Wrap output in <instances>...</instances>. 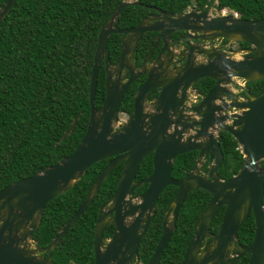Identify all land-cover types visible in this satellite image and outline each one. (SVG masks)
I'll use <instances>...</instances> for the list:
<instances>
[{
  "label": "water",
  "instance_id": "obj_1",
  "mask_svg": "<svg viewBox=\"0 0 264 264\" xmlns=\"http://www.w3.org/2000/svg\"><path fill=\"white\" fill-rule=\"evenodd\" d=\"M17 0L0 4V23ZM134 0H122L103 24L97 39L89 81V121L85 134L68 156L51 166H43L30 177L16 180L0 190V264H57L51 251L74 222L86 211L112 170L122 163L115 190L98 210L94 223L92 264H139L140 239L155 212V203L162 190L171 185L176 192L166 208L160 238L146 264H159V258L172 233L186 195L203 189L210 195L206 208L199 215L194 232L178 264H234L248 256V264H261L264 257V91L238 98L232 91L238 83L264 79V18L242 19L233 14L212 16L208 10L163 14L153 25L142 19L137 25L115 27L121 11ZM156 32L163 47L153 60L155 45L135 69L134 52L146 32ZM186 31L185 49L167 51L170 35ZM121 34L119 55L109 62L108 37ZM247 43L255 56L241 59L229 56L222 46L203 47L189 41L212 42L216 39ZM201 56L203 61L197 62ZM178 57L177 60L174 58ZM104 62V99L95 108L97 75ZM174 63H181L174 66ZM141 75L127 122L115 128L118 112L127 88ZM202 78L214 85L192 107L186 106L187 91ZM243 89L242 86H238ZM158 95L149 99L152 91ZM235 109L236 111H232ZM188 110L191 113H188ZM193 114L200 119L191 117ZM230 133L246 158L239 171L222 179L218 170L223 163L219 132ZM196 152L191 169L182 177L171 175L177 156ZM153 154L152 172L136 180V172L146 155ZM111 158L88 189L83 201L71 217L59 226L46 246L32 240L44 214V206L52 198L65 193L78 182L88 168ZM52 170L53 179L37 186L38 176ZM250 177L239 185L240 176ZM147 185L139 196L134 190ZM224 213L217 232L209 228L220 208ZM107 209V210H106ZM106 210V211H105ZM112 214V218L107 216ZM249 214L254 220V236L243 245L237 231ZM115 231L109 240L104 236L107 224ZM210 240L209 244L208 241Z\"/></svg>",
  "mask_w": 264,
  "mask_h": 264
},
{
  "label": "trees",
  "instance_id": "obj_2",
  "mask_svg": "<svg viewBox=\"0 0 264 264\" xmlns=\"http://www.w3.org/2000/svg\"><path fill=\"white\" fill-rule=\"evenodd\" d=\"M4 0H0V4ZM122 0H17L0 23V190L12 182L32 176L43 166H51L70 155L85 134L89 121V81L97 45L98 33L103 24ZM215 0H137L120 13L116 26L129 27L139 23L148 13V7L181 13L188 6L203 11ZM242 19H263L264 0H217ZM225 9V8H223ZM222 9V10H223ZM143 38L136 50L138 59L144 57L150 37ZM118 34L108 37L109 61L119 55ZM241 49H250L239 43ZM248 56L256 53L249 52ZM104 62L97 75L94 105L104 98ZM214 81L199 80L198 92L210 89ZM245 89L252 95L264 91V79L246 81ZM130 89L120 109H131ZM244 95V92H242ZM223 163L218 170L222 179L236 174L245 158L236 139L226 131L219 132ZM195 152L176 157L172 176L180 177L193 165ZM106 161L92 164L72 188L44 206L34 242L43 247L56 235L80 203L88 189L102 171ZM259 166L264 169V159ZM116 167L100 187L86 211L74 222L51 251L57 264H92L94 223L99 205L114 191L120 173ZM152 171L151 159H144L137 179ZM141 190V189H138ZM176 187L163 189L156 202V215L140 241L138 255L142 264L151 257L161 228L159 217L173 198ZM210 195L203 189L189 192L178 212L176 229L159 258V264H178L193 235L194 225L205 209ZM264 203V197H263ZM224 213L222 206L211 223L210 231L217 232ZM254 220L249 214L237 234L241 244L249 243L254 236ZM234 264H248V256ZM261 264H264V257Z\"/></svg>",
  "mask_w": 264,
  "mask_h": 264
},
{
  "label": "flooded vegetation",
  "instance_id": "obj_3",
  "mask_svg": "<svg viewBox=\"0 0 264 264\" xmlns=\"http://www.w3.org/2000/svg\"><path fill=\"white\" fill-rule=\"evenodd\" d=\"M214 5L212 4V5H210L207 9H205V10H210L211 8H214L213 7ZM148 7V13L146 14V15H143L141 18H140V21L142 20V19H146L147 21H149V23H151V25H153L156 21H161V20H163L164 19V17H163V14L162 13H165V14H167V15H170V14H175V15H177V16H179V15H181L182 13H185V12H191V11H199V10H196L193 6H188V8L186 9V10H184V11H182L181 13H175V12H169V11H165V10H162V9H160V8H158V7H156V6H151V5H149V6H147ZM205 10H203V11H205ZM210 12V11H209ZM211 15H213V14H211ZM214 16V15H213ZM139 21V22H140ZM138 24V23H137ZM136 24V25H137ZM132 26H135V25H132ZM132 26H129V27H132ZM115 27L116 28H119V27H117L116 26V24H115ZM124 28H128V27H122V28H119V29H124ZM119 35V42L121 43V38H122V35L121 34H118ZM147 35H151V37H150V41H151V44H148L149 45V48H148V50H147V52L155 45V47H154V50H153V52H152V54H151V56H150V60H153L155 57H156V55L158 54V52H159V50L163 47V42L162 41H160L159 39H157L156 37H157V33L156 32H153V31H150V32H146V33H144V35H143V37L141 38V40L143 39V38H145V39H147L148 38V36ZM140 40V41H141ZM186 31H176V32H174V33H172L171 35H170V37H169V39L167 40V42H168V46H167V51H169L171 54H173V53H180V52H182L186 47H185V42H186ZM189 41L191 42V43H193V44H201V45H203V47H210V46H222V48L223 49H225V47H227L229 44H230V41H228L227 39H216V40H214V41H212V42H207L206 40L205 41H199V40H191V39H189ZM140 43V42H139ZM139 43H138V45H139ZM238 44H239V42H237ZM121 45V44H120ZM119 45V46H120ZM138 45H137V47H138ZM250 49H252L251 47H250ZM250 49H241L240 47H239V50H242V51H244V53L247 55V53H249V50ZM137 50V49H136ZM136 50H135V52H134V60H135V69H138L139 68V66H140V64H141V62L144 60V58H145V56H146V54H147V52L145 53V55H144V57L143 58H141V60L140 59H138L137 58V56H136ZM118 57V56H117ZM177 58L178 57H175L174 59L175 60H177ZM117 59V58H116ZM196 60H197V62H200V61H203L204 60V58L203 57H201V56H197L196 57ZM116 61V60H115ZM115 61L114 62H110V64L111 65H113L114 63H115ZM181 63H174L173 65L174 66H179ZM104 68V67H103ZM104 78H105V75H104ZM203 79V78H202ZM145 80V75H141V76H139L128 88H127V91L125 92V94H124V97H125V95H126V93L131 89L132 90V95H131V97H130V101H131V109H132V105H133V97H134V94L136 93V90H137V88H138V86L143 82ZM104 82H105V79H104ZM213 85H214V83H213ZM212 85V86H213ZM212 88V87H211ZM210 88V89H211ZM209 90V89H208ZM207 90V91H208ZM207 91H205V92H198L197 91V89H196V87H195V85L193 86V87H191V88H189L188 89V91H187V100H186V106L187 107H192L194 104H196V103H198V101L201 99V97L207 92ZM239 92H240V95H238V91L237 92H234V91H232V93L236 96V97H238V98H241V97H245V91L244 90H242V89H239ZM242 92H244V95H242ZM104 93H105V89H104ZM158 93H159V89H154L153 91H152V93H151V95H150V97H149V99H153V98H155L157 95H158ZM124 97H123V99H124ZM104 99V98H103ZM102 103V102H101ZM101 103L98 105L99 107H100V105H101ZM122 103H124L123 102V100H122ZM121 103V104H122ZM99 107H96L95 106V108L96 109H98ZM131 109L129 110V111H127V110H123V109H120L119 108V112H118V121H119V113H124L125 115H126V120H125V122H127L128 121V119H129V116H130V112H131ZM232 111H234V110H232ZM188 113H191V111L190 110H188ZM191 117H193V118H195V119H200V116H198V115H196V114H193ZM124 124V123H123ZM122 125V124H121ZM120 126V125H119ZM118 126V127H119ZM117 127V128H118ZM147 157H149L150 159H151V163H152V157H153V154L152 153H149L148 155H146L145 157H144V159H146ZM196 157H197V153L195 152V156H194V162H193V164L195 163V160H196ZM111 158H108V159H105V161H106V163H105V165L109 162V160H110ZM143 159V160H144ZM142 160V161H143ZM122 166V163H119L116 167H118V166ZM193 166V165H192ZM115 167V168H116ZM114 168V169H115ZM113 169V170H114ZM139 169V168H138ZM191 169V168H190ZM112 170V171H113ZM120 170H121V167H120ZM137 172H138V170H137ZM137 172H136V177H137ZM152 172V171H151ZM151 172L149 173V174H147V175H145V176H143L141 179H143V178H145V177H147V176H149L150 174H151ZM172 172V171H171ZM112 173V172H111ZM110 173V174H111ZM109 174V175H110ZM186 173H184V174H182L180 177H182L183 175H185ZM119 175H120V173H119ZM172 175V174H171ZM108 178V177H107ZM118 178H119V176H118ZM175 178V177H174ZM176 178H179V177H176ZM136 180H141V179H137V178H135ZM117 181H118V179H117ZM117 183V182H116ZM103 185V184H102ZM116 187V186H115ZM146 188H147V185H144L143 187H141V188H137V189H135L134 190V194H133V196H139V195H141L145 190H146ZM138 189H141V190H138ZM177 189V188H176ZM115 190V189H114ZM163 191V190H162ZM176 192V191H175ZM112 194V193H111ZM161 194V193H160ZM159 194V195H160ZM110 196V195H109ZM109 196L99 205V207L103 204V203H105V201L109 198ZM174 196V195H173ZM159 197V196H158ZM158 199V198H157ZM172 200V199H171ZM210 200V199H209ZM156 202H157V200H156ZM209 202V201H208ZM170 203V202H169ZM208 204V203H207ZM169 205V204H168ZM167 205V206H168ZM207 206V205H206ZM167 208V207H166ZM166 208H165V210L163 211V213H162V215L159 217V220H161V227H162V223H163V218H164V213H165V211H166ZM206 208V207H205ZM98 210H99V208H98ZM107 210V209H106ZM105 210V211H106ZM180 210V209H179ZM179 212V211H178ZM202 213V212H201ZM112 214L113 213H110L107 217L108 218H112L113 216H112ZM156 215V203H155V212H154V214H153V216H152V218H151V220H150V222H149V225H150V223H151V221H152V219L154 218V216ZM197 221V220H196ZM149 225H148V227H149ZM195 226V225H194ZM211 226V225H210ZM148 227L146 228V231H147V229H148ZM115 231V225L113 224V223H109V224H107L106 225V227H105V231H104V236H105V238H106V240H109V238L112 236V234H113V232ZM146 231H145V233H146ZM209 231H210V228H209ZM210 232H212V231H210ZM145 233H144V235H145ZM160 233H161V228H160ZM143 235V236H144ZM143 236H142V238H143ZM141 238V239H142ZM159 238H160V234H159V237H158V240H159ZM141 239H140V241H141ZM158 240H157V242H158ZM209 242H210V240L208 241V244H209ZM156 245H157V243H156ZM156 247V246H155ZM138 259H139V264H142V262H141V260H140V258H139V255H138ZM181 262V261H180Z\"/></svg>",
  "mask_w": 264,
  "mask_h": 264
},
{
  "label": "rangeland",
  "instance_id": "obj_4",
  "mask_svg": "<svg viewBox=\"0 0 264 264\" xmlns=\"http://www.w3.org/2000/svg\"><path fill=\"white\" fill-rule=\"evenodd\" d=\"M134 1H137V0H134ZM213 5H214L213 6L214 8H211L209 11L214 16L223 15V14L227 15V14L235 13V12H232V10L229 9V8H227V7H222L221 9H223V8H225V9L220 10V7L217 5V0H215L213 2ZM224 50L226 51V53L229 56H231V57H233L235 59H241V58H243L246 55L244 53V51L239 50V44L237 42H230V44L227 47H225ZM234 87H235V89L238 90V95H240V92H239L238 87L236 85ZM233 110L236 111L235 109H233ZM125 120H126V115L123 112L122 113H119V121L115 124V128H117L119 125L125 123ZM238 148H239V150L241 152L240 146H238Z\"/></svg>",
  "mask_w": 264,
  "mask_h": 264
},
{
  "label": "snow or ice",
  "instance_id": "obj_5",
  "mask_svg": "<svg viewBox=\"0 0 264 264\" xmlns=\"http://www.w3.org/2000/svg\"><path fill=\"white\" fill-rule=\"evenodd\" d=\"M52 170H54V169H52ZM52 170L46 169L43 173H41L38 176L39 180H38L37 186L44 185L47 182H49L51 179H53ZM250 179H251L250 177L242 175L236 180V183L239 185H244V184H247L250 181ZM3 223L4 222L2 220H0V225H2Z\"/></svg>",
  "mask_w": 264,
  "mask_h": 264
},
{
  "label": "clouds",
  "instance_id": "obj_6",
  "mask_svg": "<svg viewBox=\"0 0 264 264\" xmlns=\"http://www.w3.org/2000/svg\"><path fill=\"white\" fill-rule=\"evenodd\" d=\"M222 10V9H221ZM197 12H199V11H197ZM232 12H234V11H232ZM236 14H237V17H239L238 16V13L237 12H235ZM235 13H232L234 16H235ZM223 15H225V14H223ZM236 81H237V83H238V86L240 85V86H242L243 87V89L242 90H246L245 89V83H246V81H244V80H242V79H235ZM237 86V87H238ZM238 89H241L240 87H238ZM233 91L234 92H237L238 90L237 89H235V87H233ZM242 98V97H241ZM32 240H33V236H32ZM33 242H34V240H33ZM35 243V242H34ZM36 244V243H35Z\"/></svg>",
  "mask_w": 264,
  "mask_h": 264
},
{
  "label": "built area",
  "instance_id": "obj_7",
  "mask_svg": "<svg viewBox=\"0 0 264 264\" xmlns=\"http://www.w3.org/2000/svg\"><path fill=\"white\" fill-rule=\"evenodd\" d=\"M235 16H237V14L235 13Z\"/></svg>",
  "mask_w": 264,
  "mask_h": 264
}]
</instances>
